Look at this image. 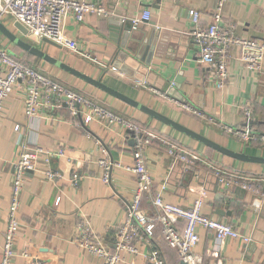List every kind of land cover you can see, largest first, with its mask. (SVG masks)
Instances as JSON below:
<instances>
[{
  "label": "crops",
  "instance_id": "obj_1",
  "mask_svg": "<svg viewBox=\"0 0 264 264\" xmlns=\"http://www.w3.org/2000/svg\"><path fill=\"white\" fill-rule=\"evenodd\" d=\"M84 1L101 4L109 11V15L120 14L125 19L138 17L144 9L137 0ZM214 5L215 0H154L148 5L151 18L142 26L158 29L168 39L163 49L150 57L149 70L157 76L156 85L161 86L166 82L169 87H173L171 94L158 91L155 85L140 82L118 69L111 70V51L116 46L109 39L107 16L88 13L81 22L75 21L71 15L66 17L63 24L65 34L76 42L82 53L42 40L33 41V44L77 71L219 146L264 159L262 142H244L222 129V126H247L256 136L264 135V59L261 72L256 73L245 68L237 58L238 50L233 49L230 76L220 90L214 86L212 72L199 62L197 46L189 34V10H198L201 14L200 24L205 25L211 19ZM13 22L5 20L4 24L19 35ZM223 22L232 24L238 36L264 43V0H227L223 8ZM0 44L22 61L97 98L152 132L156 137L146 147V165L157 190L161 189L164 180L167 182L162 192L165 202L190 206L197 197V189L202 186L206 191L202 213L227 222L251 236L252 241L249 243L226 238L217 245L213 234L199 227V240L193 248L199 264H264V161L241 160L224 154L151 118L131 104L75 75L23 51L1 34ZM137 55L140 58L144 56L142 53ZM152 88L170 98L161 96ZM23 99V89H14L5 99L0 113V246L6 228L13 162L24 147L32 148L28 150L40 147L49 152L62 148L67 157H54L51 163H47L44 155L40 154L35 169L25 174L19 207L21 225L13 246L16 255L12 264H29L20 255L22 251L40 260H48L51 264H100L95 256L74 242L75 217L78 213L84 214L103 242L109 247L113 246L115 229L125 218V203L135 186V176L123 168L133 164V141L121 128L109 129L95 122L77 127L68 121L65 110H54V119L45 112L41 116L29 118L24 113ZM242 107L249 108V118L242 112ZM16 123L21 126L17 132L13 128ZM163 141L190 152L197 159L189 166L174 163L166 153L169 144ZM100 146L106 149L109 160L121 165L112 168L110 184L101 180L103 171L98 160L105 153ZM49 167L60 177L49 180L45 176V170ZM205 170H221L228 175L249 180L254 192L239 187L225 191L218 182H199L195 173L200 175ZM72 172L80 176L77 186H73L68 179ZM142 207L149 213L153 210L146 199H143ZM152 245L160 249L166 264L179 263L175 251L161 239L158 229L152 237ZM140 250L147 252L148 247L140 246ZM120 264L148 263L141 254L124 253V262Z\"/></svg>",
  "mask_w": 264,
  "mask_h": 264
},
{
  "label": "built area",
  "instance_id": "obj_2",
  "mask_svg": "<svg viewBox=\"0 0 264 264\" xmlns=\"http://www.w3.org/2000/svg\"><path fill=\"white\" fill-rule=\"evenodd\" d=\"M137 1L144 6V9L138 17L131 19L132 22L136 24L149 21L151 12L148 5L154 0ZM226 1L215 0L210 14L211 19L205 25L200 24L201 14L198 10L191 9L188 12L191 25L189 34L197 46L199 62L212 72L214 86L220 90L224 88L230 76L229 64L233 49L238 50L237 58L245 68L256 73L261 72L264 59V43L238 36L232 24L223 22V8ZM88 13L99 16L109 15V11L103 5L84 0H0L1 22L5 20L19 22L27 30L26 38L32 43L46 38L76 53L82 52L77 48L76 42L66 36L63 24L68 15H71L75 21L81 22ZM111 70L117 71L115 67H111ZM16 88L23 89L24 113L29 118L41 116L40 114L45 112L48 117L54 119V110H65L68 121L77 127L82 128L88 122H95L109 129L121 128L133 141V164L123 168L135 176V186L130 199L125 203V218L115 229L113 246L109 247L103 242L84 214L78 213L75 217L74 242L90 255L95 256L100 264H120L124 262V253L141 254L148 264H166L160 249L152 245V237L156 229L159 230L161 239L166 245L175 251L178 264H199L198 255L193 251L199 240L197 231L199 227L211 232L217 245L226 238L240 240L243 243L252 241L250 235L240 232L231 224L202 213L206 198V191L202 186L197 189V197L190 206L163 200L162 192L167 182L163 181L160 190L154 187L145 158L146 147L151 145L152 139L156 136L148 132L142 124L115 111L97 98L60 82L49 73L26 64L0 44V113L5 99ZM152 90L157 92L155 88ZM159 94L170 98L165 93ZM183 106L187 108L186 105ZM242 112L249 118V108L242 107ZM13 128L17 132L21 126L16 123ZM222 129L241 141L259 140L264 144V135L256 136L247 126L237 128L222 126ZM96 143L100 144L98 140ZM168 146L166 153L174 163L189 166L197 159L196 156L175 145ZM28 149L24 147L13 162L6 209V228L0 246V264H12V259L16 255L13 246L21 225L19 207L26 172L35 169L40 154L44 155V161L47 163H51L54 157H67L62 148L53 152L45 151L40 147ZM101 150L105 153L103 158L98 160L103 171L101 180L110 184L112 168L121 165L118 162L114 164L107 158L106 149L101 147ZM205 171L216 176L218 185L225 191H229L231 187H239L254 192L249 180L228 175L221 170ZM45 176L51 181L60 177L50 167L45 170ZM68 179L73 186H77L80 176L72 172ZM143 199L148 200L152 205L151 213L143 209ZM144 245L148 247L147 252L140 250V246ZM20 255L27 259L29 264H51L50 261L40 260L27 251H22Z\"/></svg>",
  "mask_w": 264,
  "mask_h": 264
},
{
  "label": "water",
  "instance_id": "obj_3",
  "mask_svg": "<svg viewBox=\"0 0 264 264\" xmlns=\"http://www.w3.org/2000/svg\"><path fill=\"white\" fill-rule=\"evenodd\" d=\"M146 22L148 21L134 24L131 19H125L122 15L113 13L106 17L109 39L116 46V48L111 51V66L140 82H146L155 85L157 90H163L171 94L173 93V87H169V84H167L166 82H164L161 86L156 85L155 79L157 78V76L149 70V66L151 64L150 57H152V54L154 52L163 49L165 42L168 40L167 36L161 33V31L158 29L142 26V24ZM13 27L18 30V32L20 33L19 35L15 34L4 24V22L0 21V34L3 35V37L6 38L8 42L13 43L23 51L37 56L40 59H43L44 61L75 75L76 77L88 82L92 86H95L103 90L104 92H107L119 98L120 100L131 104L133 107H136L148 114L151 118H156L161 122H164L176 128L177 130L184 132L185 134L205 143L206 145L212 146L213 148L224 154L241 160L264 161V159L261 158L250 157L244 154H239L237 152H232L200 136L199 134L192 132L191 130L163 116L162 114H159L158 112L138 102H135L134 100L102 84L99 80H96L80 71H77L76 69L70 67L62 61L50 56L39 47L34 45L32 42L26 40L25 37L27 36V30L19 22L14 21ZM42 41L50 45H57L55 42L46 38L42 39ZM139 53L144 54L143 58L137 57V54ZM175 169L176 168H174L173 170ZM173 174L174 172H172L171 177H173ZM195 176H197V178L199 177V182H206L208 180L214 181L215 184L217 182V177L212 173H207L206 171H202L200 175L195 173Z\"/></svg>",
  "mask_w": 264,
  "mask_h": 264
},
{
  "label": "trees",
  "instance_id": "obj_4",
  "mask_svg": "<svg viewBox=\"0 0 264 264\" xmlns=\"http://www.w3.org/2000/svg\"><path fill=\"white\" fill-rule=\"evenodd\" d=\"M26 64H29L27 61H24Z\"/></svg>",
  "mask_w": 264,
  "mask_h": 264
},
{
  "label": "rangeland",
  "instance_id": "obj_5",
  "mask_svg": "<svg viewBox=\"0 0 264 264\" xmlns=\"http://www.w3.org/2000/svg\"><path fill=\"white\" fill-rule=\"evenodd\" d=\"M188 152V151H187ZM188 153H190V152H188Z\"/></svg>",
  "mask_w": 264,
  "mask_h": 264
}]
</instances>
